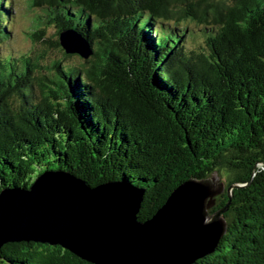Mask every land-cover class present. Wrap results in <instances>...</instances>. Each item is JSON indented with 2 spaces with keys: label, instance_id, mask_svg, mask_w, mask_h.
I'll list each match as a JSON object with an SVG mask.
<instances>
[{
  "label": "trees",
  "instance_id": "obj_1",
  "mask_svg": "<svg viewBox=\"0 0 264 264\" xmlns=\"http://www.w3.org/2000/svg\"><path fill=\"white\" fill-rule=\"evenodd\" d=\"M28 1L31 36L65 62L2 51L15 7L0 0V194L58 173L125 184L143 192L146 222L178 186L218 173L212 212L229 204L227 233L194 264H264V0ZM65 31L88 42V59L66 52ZM0 264L92 263L22 241Z\"/></svg>",
  "mask_w": 264,
  "mask_h": 264
},
{
  "label": "water",
  "instance_id": "obj_2",
  "mask_svg": "<svg viewBox=\"0 0 264 264\" xmlns=\"http://www.w3.org/2000/svg\"><path fill=\"white\" fill-rule=\"evenodd\" d=\"M60 43L68 54H92L71 31L61 33ZM224 192L218 173L190 179L140 222L142 191L115 183L91 188L68 174H47L30 191L0 194V249L32 241L60 245L92 264H194L227 233L229 204L212 212Z\"/></svg>",
  "mask_w": 264,
  "mask_h": 264
},
{
  "label": "rangeland",
  "instance_id": "obj_3",
  "mask_svg": "<svg viewBox=\"0 0 264 264\" xmlns=\"http://www.w3.org/2000/svg\"><path fill=\"white\" fill-rule=\"evenodd\" d=\"M15 7V15L11 21L12 37L10 41L1 46V50L11 53L14 57L20 55H28L31 52L45 49L46 58L43 60L45 64H50L53 60H60L65 62L62 50L54 47L46 48L41 43H36L31 33L35 29L36 16L39 11L31 9L28 0H13ZM46 38L51 41H56L57 30L54 26L45 27ZM203 42V37L198 34L195 35L193 41H190L191 46H198ZM64 51V50H63ZM70 64L79 65L84 62V59L79 55H73L72 58L66 59Z\"/></svg>",
  "mask_w": 264,
  "mask_h": 264
}]
</instances>
